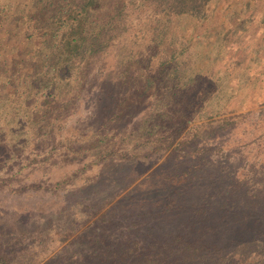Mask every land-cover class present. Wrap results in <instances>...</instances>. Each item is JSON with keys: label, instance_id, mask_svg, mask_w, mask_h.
<instances>
[{"label": "rangeland", "instance_id": "rangeland-1", "mask_svg": "<svg viewBox=\"0 0 264 264\" xmlns=\"http://www.w3.org/2000/svg\"><path fill=\"white\" fill-rule=\"evenodd\" d=\"M70 1L85 0H0V233H80L117 204L112 224L93 231L116 233L119 219H136L150 233L184 223L191 233L231 231L252 200L233 186L242 168L254 172L249 190L264 184V6L210 0L200 15L165 21L151 0H102L89 29L99 23L117 35L112 52L88 68L76 60L72 77L55 78L48 104L44 87L59 56L47 31ZM173 52L177 70L164 77L160 60ZM180 122L181 131L169 128ZM205 146L208 170L192 181L178 177L186 162L204 159ZM161 167L148 181L151 195L184 186L188 195L182 213L157 219L147 206L152 196L139 202L146 192L137 186ZM133 190L137 198L125 199Z\"/></svg>", "mask_w": 264, "mask_h": 264}, {"label": "trees", "instance_id": "trees-1", "mask_svg": "<svg viewBox=\"0 0 264 264\" xmlns=\"http://www.w3.org/2000/svg\"><path fill=\"white\" fill-rule=\"evenodd\" d=\"M151 1L157 6L156 9L163 13V18H161L171 21L175 17L202 14L210 0ZM73 3L72 1L67 2L58 9L49 23L50 28L47 31L49 37L46 42L51 44L53 53L55 50L59 56L58 61L54 64L55 74L44 87L49 91V97L45 100L48 104L56 101L57 80H67L74 74L76 60L83 61L85 68L91 67L97 55L104 51L112 52L113 49L110 50V47L114 44V36H117H112L110 31L99 23H94L89 29L90 16L104 7L102 0H85L80 4ZM254 4L264 6V0H254ZM128 49L131 50L132 46L130 45ZM130 53L136 55L134 50ZM172 54L170 57L165 56L160 60L161 69L165 73L164 77L177 70L176 65H173L172 62L177 56L175 52ZM55 58L56 56H53V59ZM169 65L170 68H168ZM186 114L187 112L183 111L182 117H185ZM113 119L114 117L106 120L107 123L103 121L102 125L106 127ZM181 122L183 123L184 119ZM181 122L169 128L181 131L183 129ZM155 126L157 127V125ZM145 128H150V126L146 125ZM174 144L175 139L168 142L167 147L170 148ZM203 152L202 158L204 159L200 160L199 164L191 163V160L186 162L185 166L187 167L178 177L184 175L192 181L199 177L200 173L206 172L213 160L207 146ZM187 157H191V155L183 156L184 161ZM251 169L243 167L240 173L243 176L240 175V179L233 185L252 199L249 210L243 221L227 233H191L185 231L188 225L186 223L182 227L178 226L174 233L172 231L169 233L143 232L140 222L136 219H130L129 222L122 220L126 223L124 225L121 224L120 219L116 221L113 224L116 233L93 231L92 227L96 224H102L104 227L106 224H112L111 214L120 206L117 204L108 212L97 217L90 226L80 233H0V264H258L264 257V252L260 250L264 249V184L258 183L249 190V178L254 173L251 172ZM162 171H164L162 167L157 169L137 186V189L146 192L138 200L139 202L146 203L147 197L152 196V205L147 204V206L155 207L154 214L157 219L164 214L169 215L177 209H181L182 213L187 207L184 206L188 195L185 186L179 190L160 187L153 192L156 193L155 195H151L152 189L148 187V181ZM225 171L224 168L221 169V173ZM246 171L249 173L245 174ZM225 173L227 174L225 177L236 180V171ZM177 182L179 183L180 180ZM134 192L135 190L127 194L125 199L130 198L129 201H131L134 197L137 198L136 195L134 196ZM212 197L213 195L210 194L208 199ZM195 206L196 204L191 205L192 215L197 213L193 211ZM101 207L86 213L87 217L94 216ZM86 222L79 224L73 232L79 230ZM127 223L134 226L133 229L128 227ZM119 224L128 227L127 230L119 231L121 230L117 229ZM191 228L194 230L189 226V230ZM90 230L91 233H88ZM54 237L58 240V247L51 245L50 241L54 240L52 239ZM257 246L260 248L255 249ZM256 259L258 262H255Z\"/></svg>", "mask_w": 264, "mask_h": 264}]
</instances>
